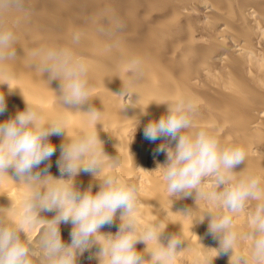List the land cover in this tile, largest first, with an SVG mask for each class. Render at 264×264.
Here are the masks:
<instances>
[{"label": "bare ground", "instance_id": "obj_1", "mask_svg": "<svg viewBox=\"0 0 264 264\" xmlns=\"http://www.w3.org/2000/svg\"><path fill=\"white\" fill-rule=\"evenodd\" d=\"M0 27L11 28L17 36L16 57L0 64V73L5 79L11 76L9 82L15 88L9 94L7 85L0 86L6 101L0 123L24 111L26 101L45 121H67L68 137L65 133L48 138L56 151L34 173L60 179V146L91 131L94 125L84 113L98 109L104 115L95 127L104 151L120 163L118 169L105 168V172L138 186L141 226L162 221L168 225L162 242L173 234L185 239L174 264L210 261L215 255L211 248L219 243L208 234L207 218L202 224L194 222L220 210L205 200L195 205L191 197H169L159 167L167 157L156 151L165 141H150L143 130L166 113L167 105L159 103L191 97L198 104L196 129L219 133L226 146H244L248 154L235 169L237 178L258 175L264 187V0H24L23 10L7 14ZM76 33L81 34L78 43L73 41ZM49 47H69L88 64L90 101L78 108L64 105L70 111L62 106L60 82L49 83L48 74L39 70V60L31 55L33 50ZM134 59L142 62L140 74L129 71ZM123 86L127 96H120ZM145 108L146 115L141 112ZM8 175L0 178V208H8V214L17 217L28 186L14 170L9 169ZM74 185L81 193L91 185L95 194L100 181L81 171ZM258 203L264 201H250L234 218L238 231H250L248 216ZM188 209L190 216L180 213ZM55 214L41 212L40 216L51 220ZM119 217L118 210L101 233L115 235ZM72 227L60 224L65 244L71 242ZM40 236L41 226L29 230L34 246ZM251 244L241 241L235 254L247 256L249 264ZM144 247L138 243L136 250L143 253ZM98 251L99 245H93L78 255L77 264H98ZM33 259L39 264V258ZM212 264H230V254H221Z\"/></svg>", "mask_w": 264, "mask_h": 264}, {"label": "clouds", "instance_id": "obj_2", "mask_svg": "<svg viewBox=\"0 0 264 264\" xmlns=\"http://www.w3.org/2000/svg\"><path fill=\"white\" fill-rule=\"evenodd\" d=\"M23 8L24 0H0V20L13 10ZM80 35L74 34L73 41L78 43ZM16 39L11 28L0 27V64L16 57L13 47ZM31 55L39 60V70L48 74L49 83L60 82L58 99L63 107L78 108L90 101L89 66L76 57L71 48L36 49ZM141 64L139 59L132 60L129 71L140 74ZM11 79V76L5 79L0 73V86L7 85L9 94L15 90L9 82ZM127 95L123 86L120 96ZM159 104L167 105L166 113L158 120L149 121L143 132L150 141L161 138L165 141L156 151L167 157L166 163L159 167L163 169L169 197H191L195 205L205 200L220 210L216 214L209 211L194 222L202 224L207 218L208 234L219 243L218 248H211L215 255L205 264H212L221 254H230V264H249L247 256H235L241 241L252 242V264H264V203H258L248 216L250 231H238L234 219L245 211L250 201H264L260 176L237 178L239 172L235 169L245 162L247 149L242 145H224L217 132L197 130L194 121L198 104L191 97ZM5 111V94L0 91V114ZM141 112L146 115V108ZM84 114L94 127L60 146L57 161L60 179L50 174L42 176L40 171L34 173L33 170L55 153L56 147L48 140L50 136L66 133L68 137L66 120L45 121L35 106L26 101L24 111L0 123V178L9 177L8 170L12 169L19 181L28 186L17 217L10 216L8 208H0V264H34L33 258H39V264H77L78 255L93 245H99L98 264H174L184 250L185 239L173 234L166 243L162 242L161 237L168 226L162 221L141 226L138 186L105 172V168L118 169L120 163L117 157L105 153L95 127L104 113L90 108ZM81 171L91 173L100 181L99 191L95 194L91 185L83 193L75 187L74 177ZM65 174L68 179L63 178ZM118 210L121 223L116 234L101 233L104 225L113 223ZM51 211L56 213L51 220L40 216L41 212ZM180 213L190 216L191 209ZM61 223L73 225L68 244L62 240ZM37 226H41V236L38 245L34 246L29 230ZM22 233L24 239H21ZM138 243L145 245L143 253L136 250Z\"/></svg>", "mask_w": 264, "mask_h": 264}]
</instances>
